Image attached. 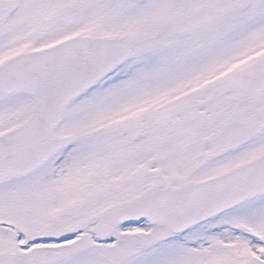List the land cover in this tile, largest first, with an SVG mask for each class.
<instances>
[{"label":"snow or ice","instance_id":"obj_1","mask_svg":"<svg viewBox=\"0 0 264 264\" xmlns=\"http://www.w3.org/2000/svg\"><path fill=\"white\" fill-rule=\"evenodd\" d=\"M0 264H264V0H0Z\"/></svg>","mask_w":264,"mask_h":264}]
</instances>
